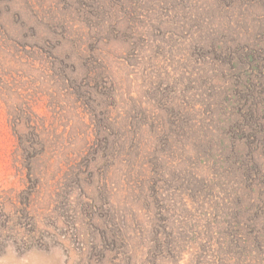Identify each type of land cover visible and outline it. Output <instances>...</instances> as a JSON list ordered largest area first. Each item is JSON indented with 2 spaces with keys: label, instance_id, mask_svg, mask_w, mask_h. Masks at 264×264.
<instances>
[{
  "label": "rangeland",
  "instance_id": "rangeland-1",
  "mask_svg": "<svg viewBox=\"0 0 264 264\" xmlns=\"http://www.w3.org/2000/svg\"><path fill=\"white\" fill-rule=\"evenodd\" d=\"M263 107L264 0H0V264H264Z\"/></svg>",
  "mask_w": 264,
  "mask_h": 264
},
{
  "label": "trees",
  "instance_id": "trees-1",
  "mask_svg": "<svg viewBox=\"0 0 264 264\" xmlns=\"http://www.w3.org/2000/svg\"><path fill=\"white\" fill-rule=\"evenodd\" d=\"M244 73H246L248 76H249V71H244ZM248 76H245V77H248ZM250 79L249 80H247L245 83H249V82H251V74H250ZM247 85H242L241 87H242V89L245 91H243L241 94H244V95H246L245 97L247 98V100H250V99H253V98H256L257 96H255L252 92H253V87H252V85H248L247 87H246ZM247 107L248 108H252L251 110L253 111V114H254V112H255V109L257 108V111H260V105L258 106V105H256V104H251V105H247ZM263 109H264V107H263ZM241 110L242 111H244L242 108H241ZM258 113H260V112H258ZM246 116H248V117H250L251 116V114H250V112L249 113H247L246 114ZM258 121V120H257ZM255 122V121H254ZM256 123V122H255ZM240 127H242V129H241V135H245V136H248V135H250V136H252L253 134H254V132H252L251 134L249 133V132H247L246 130H245V128H244V125H239L238 123H237V121H236V131L238 132L239 130H240ZM239 139V138H238ZM237 139V140H238ZM240 139H243V138H240ZM253 139H255V138H253ZM264 142V137L262 138V143ZM115 146V145H114ZM252 157V154H250L249 153V151L246 153V156H245V158L243 159V161H245L246 159H248V161L249 162H252L253 164H254V166H255V162L253 161V160H249L250 158ZM248 161H246V162H248ZM251 168V167H250ZM258 174V172H252V173H250V176H249V178L250 179H252L253 177L255 178L256 177V175ZM257 178V180L258 181H260V179H261V181H260V183L258 184V187H260L261 185H262V183L264 182V177L262 176V173L260 172L259 173V177H256ZM252 189H254V188H252ZM257 189V188H256Z\"/></svg>",
  "mask_w": 264,
  "mask_h": 264
}]
</instances>
